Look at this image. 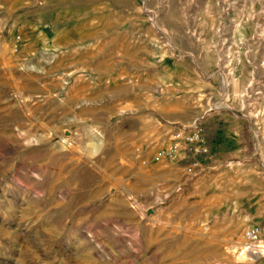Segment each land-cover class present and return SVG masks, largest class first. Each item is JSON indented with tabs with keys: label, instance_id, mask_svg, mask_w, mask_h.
Segmentation results:
<instances>
[{
	"label": "rangeland",
	"instance_id": "obj_1",
	"mask_svg": "<svg viewBox=\"0 0 264 264\" xmlns=\"http://www.w3.org/2000/svg\"><path fill=\"white\" fill-rule=\"evenodd\" d=\"M192 126L199 169L153 160ZM250 227L264 0H0V264H264Z\"/></svg>",
	"mask_w": 264,
	"mask_h": 264
},
{
	"label": "built area",
	"instance_id": "obj_2",
	"mask_svg": "<svg viewBox=\"0 0 264 264\" xmlns=\"http://www.w3.org/2000/svg\"><path fill=\"white\" fill-rule=\"evenodd\" d=\"M183 146L189 151V154H191V159L184 167L185 173L193 174L196 169L201 167L202 157L207 158L210 154V147L207 143L206 137L202 130L197 126L176 129L171 135V141L168 146L155 154L153 160H174ZM142 164H146L145 160H142ZM242 239L245 244V249L252 254H260L261 250H264L263 248H260L261 237L260 231L257 227L246 229L242 234Z\"/></svg>",
	"mask_w": 264,
	"mask_h": 264
},
{
	"label": "crops",
	"instance_id": "obj_3",
	"mask_svg": "<svg viewBox=\"0 0 264 264\" xmlns=\"http://www.w3.org/2000/svg\"><path fill=\"white\" fill-rule=\"evenodd\" d=\"M74 28L75 27H72L71 29H72V34H74ZM71 30L70 29H67L66 30V33L65 34H62L61 36H59V37H62V38H57L56 39V44L57 45H65V44H68L69 42H70V40H69V35H70V32ZM77 35H79V34H77Z\"/></svg>",
	"mask_w": 264,
	"mask_h": 264
},
{
	"label": "bare ground",
	"instance_id": "obj_4",
	"mask_svg": "<svg viewBox=\"0 0 264 264\" xmlns=\"http://www.w3.org/2000/svg\"><path fill=\"white\" fill-rule=\"evenodd\" d=\"M260 248H263L264 249V245H261V247ZM264 252V251H263Z\"/></svg>",
	"mask_w": 264,
	"mask_h": 264
}]
</instances>
